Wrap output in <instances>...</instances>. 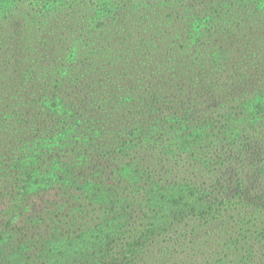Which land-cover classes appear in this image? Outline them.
Here are the masks:
<instances>
[{"label": "trees", "instance_id": "1", "mask_svg": "<svg viewBox=\"0 0 264 264\" xmlns=\"http://www.w3.org/2000/svg\"><path fill=\"white\" fill-rule=\"evenodd\" d=\"M0 139V264H264V0H0Z\"/></svg>", "mask_w": 264, "mask_h": 264}, {"label": "rangeland", "instance_id": "2", "mask_svg": "<svg viewBox=\"0 0 264 264\" xmlns=\"http://www.w3.org/2000/svg\"><path fill=\"white\" fill-rule=\"evenodd\" d=\"M153 18L154 17H151V19H153ZM5 25H7V24H5ZM43 25L44 24L42 22H39L35 26H43ZM10 26H29V25L27 23H25L24 21H21V22H19L17 24H12ZM107 26H118V25H114V24L110 23ZM230 26H236V24L235 25H230ZM250 78L251 79H255V77H253V76H250ZM0 141H1V139H0ZM11 147H12V144L9 143V142H2V144H0V160L4 159L8 155V153L11 150ZM84 147H85L84 140L82 138H78L76 141H71L65 147L60 148V149H56L54 151V153H48L46 155V159H48V157L50 156L52 158L54 157V159H57L60 162L71 161L73 166H74L73 167L74 170H76L77 172L83 173L82 168L79 167V166L82 165V162H80L79 159L83 156L81 150H83ZM102 147H103V143L100 142L98 145H96L94 147V150H98V151H101V152L106 153V154H111L112 153V151L110 149H108L107 151L105 149L102 150ZM73 148L76 150V152H78V154L80 152L79 155H76V160L71 157V154H69L72 151ZM18 154H19L18 152H15V154L12 155L8 159V164H9V166L11 168V170L9 171V174H8V183L7 184H3L4 187H0V193H6V192L11 191L13 189L11 184L14 183L15 180L20 178V176L17 175V172L20 170V168H19L20 165L18 164V162H14V159L12 158L13 156H17ZM85 156L86 155H84V157ZM3 163L5 164L6 161H4ZM41 163H43V162H41ZM42 169H45V165L44 164L41 167V170ZM7 202L8 201L5 200V198L0 197V208L2 206H4ZM36 218L37 217H35V220H39V219H36Z\"/></svg>", "mask_w": 264, "mask_h": 264}]
</instances>
